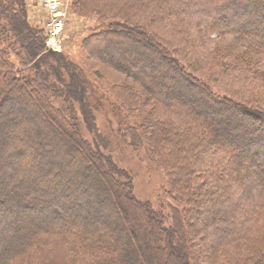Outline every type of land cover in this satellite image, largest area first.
Here are the masks:
<instances>
[{
	"label": "trees",
	"instance_id": "obj_1",
	"mask_svg": "<svg viewBox=\"0 0 264 264\" xmlns=\"http://www.w3.org/2000/svg\"><path fill=\"white\" fill-rule=\"evenodd\" d=\"M70 12L99 20L86 57L132 83L89 80L45 50L27 0H0V264H264V0ZM116 142L156 163L170 204L134 195Z\"/></svg>",
	"mask_w": 264,
	"mask_h": 264
},
{
	"label": "rangeland",
	"instance_id": "obj_2",
	"mask_svg": "<svg viewBox=\"0 0 264 264\" xmlns=\"http://www.w3.org/2000/svg\"><path fill=\"white\" fill-rule=\"evenodd\" d=\"M65 4L66 16L63 29V42L61 53L66 54L69 59L79 63L84 67L85 74L89 80L95 83V73L97 72L102 78L113 84L126 82L132 83L131 79L114 70L111 67L98 63L86 57L80 45L82 40L88 36L90 29H99V20L93 16H76L71 14L70 5L71 0H62ZM43 0H27L28 21L32 25L38 27L45 26V8ZM100 24V23H99ZM11 59L15 60L13 55ZM228 59L233 60L232 56ZM96 85V84H94ZM106 112H93L101 133H108L109 135L115 130L117 124V117H112L111 108L107 103L103 102ZM111 105V104H110ZM113 106V105H112ZM112 125V126H111ZM118 147L114 154L115 160L120 167L128 172L132 180V189L134 195L143 201L151 203L154 208L166 207L170 204L168 196L166 195V178L162 170L154 163L149 161L143 152V149L124 148L121 142H116ZM121 147H123L121 149ZM251 163V162H250ZM237 260V258H236ZM235 259L228 257L222 259V264H234Z\"/></svg>",
	"mask_w": 264,
	"mask_h": 264
},
{
	"label": "built area",
	"instance_id": "obj_3",
	"mask_svg": "<svg viewBox=\"0 0 264 264\" xmlns=\"http://www.w3.org/2000/svg\"><path fill=\"white\" fill-rule=\"evenodd\" d=\"M47 17L45 29L48 38L45 42V50L51 52H61L63 42V29L66 16L65 4L62 0H43Z\"/></svg>",
	"mask_w": 264,
	"mask_h": 264
},
{
	"label": "crops",
	"instance_id": "obj_4",
	"mask_svg": "<svg viewBox=\"0 0 264 264\" xmlns=\"http://www.w3.org/2000/svg\"><path fill=\"white\" fill-rule=\"evenodd\" d=\"M45 14H46V12H45ZM45 18H46V15H45Z\"/></svg>",
	"mask_w": 264,
	"mask_h": 264
}]
</instances>
